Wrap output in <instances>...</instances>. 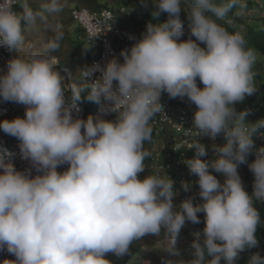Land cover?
<instances>
[{
    "label": "clouds",
    "instance_id": "1",
    "mask_svg": "<svg viewBox=\"0 0 264 264\" xmlns=\"http://www.w3.org/2000/svg\"><path fill=\"white\" fill-rule=\"evenodd\" d=\"M18 2L22 13L14 11ZM149 5L153 19L139 39L130 37L122 59L80 67L69 80L56 55L65 0H0V46L15 53L0 69V98L25 106L23 116L0 121V130L18 140L20 159L29 164L18 169L13 154L0 149V250L15 255L7 264H116L114 257L133 254L136 241L162 233L164 250L176 257L165 264H238L242 252L259 245L264 146L253 137L264 135V120L247 122L248 113L236 108L258 91L257 54L241 30L221 23H232L229 13L246 17L247 2L141 0ZM41 25L51 35L30 39ZM165 93L195 106L185 135L207 137L213 149L197 139L182 151L166 149L161 131L145 148ZM84 98L99 105L97 114L79 115ZM221 135L225 142L216 144ZM153 147L162 148V164ZM244 164L254 177L251 192L238 170ZM202 221L198 231L188 230ZM187 230L195 232L190 259L177 246ZM247 264H264V256L252 253Z\"/></svg>",
    "mask_w": 264,
    "mask_h": 264
},
{
    "label": "built area",
    "instance_id": "2",
    "mask_svg": "<svg viewBox=\"0 0 264 264\" xmlns=\"http://www.w3.org/2000/svg\"><path fill=\"white\" fill-rule=\"evenodd\" d=\"M20 3H16L13 8L17 13H22L19 10ZM127 8L121 6L119 9H113L111 7H105L103 9H90L86 5H79L72 10L73 18L80 24L84 31L82 39L86 45L91 46V48H96V51L92 53L93 57L87 62V66L93 64H99L101 67L105 66L109 60L112 58H119L122 49L130 48L134 43V40L130 37H135L139 39L144 30L135 25L133 20L130 18L131 15L128 14ZM184 18V36L183 39H187L189 36L188 23H187V13L183 11ZM23 24V21H22ZM110 27V29H109ZM98 36L93 40L92 37ZM15 53L10 52L6 47L0 46V69L6 66L8 59ZM85 65V66H86ZM62 74L67 76L69 80L73 77V72L63 67H60ZM100 73L97 71L94 73L90 79H95ZM202 86V85H201ZM161 102L164 105V113L158 114L151 122V125L157 133L160 131L165 135L167 144L166 149L170 147L171 149L182 151L185 149L188 143L192 139H197L200 143L206 145L208 149L212 148V141L207 138H193L185 135L186 129L191 126L193 112L195 109L194 105H190L186 99L181 100L179 98L170 99L167 94H163L161 97ZM80 116L87 118L86 107L81 103ZM99 112V105H95L92 109L93 115ZM25 114V106L19 105L13 102H5L0 98V121L4 119H13L17 116H23ZM115 113L109 114L106 118L113 119ZM223 136L217 138L216 144L224 143ZM18 140L15 137L6 135L2 130H0V149H7L13 155L10 157V161L15 164L18 169H25L29 166L27 161L21 160L19 156ZM164 148V146H163ZM164 148V149H165ZM189 149V148H187ZM192 153L190 158L195 156V149H191ZM155 159L162 164L160 160V155L162 154V148H154ZM187 155L186 152H183ZM170 156V153H169ZM67 165H63L59 168L63 171ZM35 174V172L33 173ZM182 182H188L191 186L194 180H190L188 177L184 176ZM187 197H183L184 200ZM176 203L180 201V197H177ZM174 200V202H175ZM7 259H15V255L7 251L6 248L0 250V264H7Z\"/></svg>",
    "mask_w": 264,
    "mask_h": 264
},
{
    "label": "rangeland",
    "instance_id": "3",
    "mask_svg": "<svg viewBox=\"0 0 264 264\" xmlns=\"http://www.w3.org/2000/svg\"><path fill=\"white\" fill-rule=\"evenodd\" d=\"M99 3H108L111 8L119 9L121 6H125L127 8L128 14L131 13V2L128 0H95ZM94 0H65V7L63 11L59 14V22L63 25V29L65 32L64 40L61 43V47L59 51L56 53L58 56L61 64L59 67H63L65 69L70 70L73 72V77H75L78 68L83 67L88 62L87 52L85 51L84 47H89L85 44V42L82 39V27L80 24L73 18L72 16V10L79 6V5H86L90 9H94ZM260 1L259 5L253 8L248 9V15L244 17V25H241L242 29H245L246 24L252 22V23H258L259 21L256 19L257 16H264V0H258ZM33 4H36L39 2V0H31ZM23 12V8H22ZM231 20V19H228ZM232 21V20H231ZM163 22V21H161ZM24 23V22H23ZM236 23V21H235ZM29 38L33 40H46L51 33L47 31L44 26H39L36 30L31 31L29 34ZM88 51V50H87ZM94 51H96V48H94ZM91 53V52H90ZM89 53V54H90ZM93 53V52H92ZM91 53V54H92ZM72 77V78H73ZM256 82L258 84V91L251 96L246 97V99L236 104V108L238 111H246L248 114L246 116L247 122H256L259 120H264V111L259 110V106L264 107V76L259 77L256 76ZM84 97H86V92L83 94ZM85 107L87 111V115L92 113L93 107L96 105V103L89 102L86 98H84L81 102ZM264 132V129H262ZM156 131L153 130L152 133V140L151 142H146L145 148L148 150V146L155 145L156 143ZM260 136L257 134L253 137L255 141V145L257 148L264 146V135L261 136L263 138V141H261ZM254 156H250L249 160L253 159ZM209 161H212L211 156L209 157ZM248 166L247 164L241 165L239 167V172L242 178V181L244 183L245 188L251 192L252 188L250 186V181H253L254 177L253 174L247 171ZM141 176V175H140ZM218 178L223 181L224 177L220 174H218ZM198 188V185H197ZM190 197H194L193 195L189 194ZM193 225H199L202 226V223L200 224H192L188 223V227ZM186 232V231H185ZM188 235H185L182 238L179 239V242L186 241L188 239V242L190 245L193 239L195 238L193 233L191 231L186 232ZM182 239V240H181ZM145 240H152L151 242H145V244H142L141 240L136 241L133 245L131 250L133 251V254L131 256H125L124 259H117L114 257L116 264H120V261L123 260V264H165L166 260L168 259H176L175 256L168 253L164 249L167 246V240L163 233L156 238V236H152L149 238H145ZM156 243V251H152L153 247H155ZM141 244L142 249L141 250ZM178 244V243H177ZM182 244H187L186 242ZM140 245V246H139ZM179 246V245H177ZM191 250V249H190ZM164 252L167 253L164 255ZM189 255V256H188ZM113 256L109 254V258L111 259ZM181 257L184 259H190L191 254L190 253H184L181 254Z\"/></svg>",
    "mask_w": 264,
    "mask_h": 264
},
{
    "label": "trees",
    "instance_id": "4",
    "mask_svg": "<svg viewBox=\"0 0 264 264\" xmlns=\"http://www.w3.org/2000/svg\"><path fill=\"white\" fill-rule=\"evenodd\" d=\"M95 1V0H94ZM125 1V0H124ZM128 1V0H127ZM131 2V19L133 20L134 24L141 27L144 31H145V25L152 20V7L151 5H149V7L145 8L143 6H141V0H129ZM247 2V7L248 9H253L256 6L259 5L260 1L258 0H246ZM94 6L96 9H103L105 7H110L108 3H99L97 1L94 2ZM94 8V9H95ZM19 10L22 11V5L20 3L19 6ZM183 11L181 13V19H183ZM229 19L232 20V23L229 24L227 22V20L225 21H221V23L225 24V26L228 28L229 31H235L237 29L241 30L243 35L245 36V39L247 41V44L250 48H252L256 54H257V61L254 65V70L257 73V76L262 77L264 76V16H257L256 19L259 21L258 23H248L245 26V29H242L241 25H244V19L243 18H238L235 17L233 15V13H229L228 16ZM167 19V14H162L158 20L159 22L164 21ZM236 21V23H235ZM155 22V21H154ZM82 35H84V31L82 30ZM87 57H88V61L93 57V55L91 54L92 52H94V48H90L88 49V51H86ZM91 52V53H90ZM90 53V54H89ZM260 109L264 111V107L263 106H259ZM247 171L250 173L249 169H247ZM252 184L253 181L250 182V186L252 188ZM195 200L197 202H195L194 204L198 203V200H200V197H195ZM257 207L260 209L261 212V218L264 219V204L261 203H257ZM202 219H203V213L201 215ZM202 226L196 225L191 227L188 230H193V231H198L199 227H204V221L201 222ZM187 230V232H188ZM194 233L195 232H191ZM188 235V234H187ZM257 236H258V240H259V245L255 248L246 250L244 252L241 253L240 258L238 260V264H247V259L248 257L255 252H259L262 256H264V224L258 226L257 229ZM187 244H182L180 243L179 245V250L181 253H187V252H191L190 250V245L188 242V239H186ZM183 242V243H184Z\"/></svg>",
    "mask_w": 264,
    "mask_h": 264
},
{
    "label": "bare ground",
    "instance_id": "5",
    "mask_svg": "<svg viewBox=\"0 0 264 264\" xmlns=\"http://www.w3.org/2000/svg\"><path fill=\"white\" fill-rule=\"evenodd\" d=\"M64 71H62V73H63Z\"/></svg>",
    "mask_w": 264,
    "mask_h": 264
},
{
    "label": "crops",
    "instance_id": "6",
    "mask_svg": "<svg viewBox=\"0 0 264 264\" xmlns=\"http://www.w3.org/2000/svg\"><path fill=\"white\" fill-rule=\"evenodd\" d=\"M96 9V8H95Z\"/></svg>",
    "mask_w": 264,
    "mask_h": 264
}]
</instances>
